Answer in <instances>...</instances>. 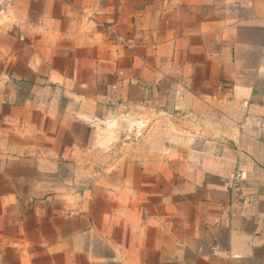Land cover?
<instances>
[{
	"label": "crops",
	"instance_id": "crops-1",
	"mask_svg": "<svg viewBox=\"0 0 264 264\" xmlns=\"http://www.w3.org/2000/svg\"><path fill=\"white\" fill-rule=\"evenodd\" d=\"M0 264H264V0H0Z\"/></svg>",
	"mask_w": 264,
	"mask_h": 264
},
{
	"label": "rangeland",
	"instance_id": "rangeland-1",
	"mask_svg": "<svg viewBox=\"0 0 264 264\" xmlns=\"http://www.w3.org/2000/svg\"><path fill=\"white\" fill-rule=\"evenodd\" d=\"M124 108L122 107V109H118V107H116L115 110L117 113L118 112H120V113L125 112V114H127L128 112H130L129 107H124ZM123 117L125 118V120L116 121L114 123V130L115 131L121 130V132H122L121 136L116 137L114 141H115V143H118L120 146L128 148V144L131 142L134 143L137 140L143 141V138H144L143 137L144 136L143 131L145 129V126L146 125L148 126V124L151 125V123L145 124L144 121L130 120L131 118L129 117V115L127 117H125V116H123ZM152 123L154 124V129H157V128L161 127L162 125L165 126L161 122H152ZM171 126H172V124H171ZM104 128H106V131L113 129V123H107L104 126Z\"/></svg>",
	"mask_w": 264,
	"mask_h": 264
},
{
	"label": "built area",
	"instance_id": "built-area-1",
	"mask_svg": "<svg viewBox=\"0 0 264 264\" xmlns=\"http://www.w3.org/2000/svg\"><path fill=\"white\" fill-rule=\"evenodd\" d=\"M238 181H239V175H233L231 176L230 182H229V187L230 190L233 191L238 188Z\"/></svg>",
	"mask_w": 264,
	"mask_h": 264
}]
</instances>
